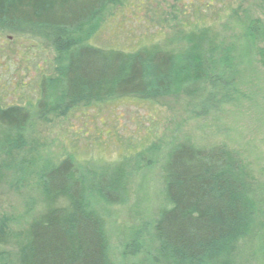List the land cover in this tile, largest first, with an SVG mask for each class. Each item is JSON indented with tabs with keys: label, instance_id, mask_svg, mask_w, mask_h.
<instances>
[{
	"label": "trees",
	"instance_id": "obj_1",
	"mask_svg": "<svg viewBox=\"0 0 264 264\" xmlns=\"http://www.w3.org/2000/svg\"><path fill=\"white\" fill-rule=\"evenodd\" d=\"M118 2L0 0V36L43 42L57 54L55 77L42 76L35 102L4 106L0 98V185L36 191L42 200L27 229L0 230V245L15 247L20 264H127L138 255L148 264H247V254L252 264H263L264 183L226 145L184 141L170 151L163 168L165 206L152 226L145 225L152 228L153 246L138 232L121 247L111 242L107 215L127 201L135 154L119 163L102 161L99 169L88 166L91 157L75 154L31 171L24 159L2 160L25 149L31 124L51 105L75 111L116 99L151 102L188 93L197 83L203 110L228 99L236 50L220 43L214 27L188 32L181 53L156 42L127 51L84 41L81 33ZM247 40L264 67V25L252 23Z\"/></svg>",
	"mask_w": 264,
	"mask_h": 264
},
{
	"label": "rangeland",
	"instance_id": "obj_2",
	"mask_svg": "<svg viewBox=\"0 0 264 264\" xmlns=\"http://www.w3.org/2000/svg\"><path fill=\"white\" fill-rule=\"evenodd\" d=\"M254 22L264 25V0H119L106 6L81 33L84 41L105 48L134 51L156 42L167 51L181 53L188 32L214 27L220 43L233 44L236 50L234 87L228 99L203 110V86L197 83L188 93L151 102L116 99L81 104L75 111L51 105L43 119L31 124L25 149L2 160L24 159L31 171L75 154L79 159L91 157L88 166L99 169L102 161L119 163L122 156L135 154L127 201L107 215L111 242L121 247L138 232L142 241L150 240L153 246L152 228L145 225L152 226L165 206L163 168L179 143L226 145L264 183V67L247 40ZM56 57L43 42L0 36L1 105L35 102L42 76L55 77ZM41 208L38 192L0 185V230L27 229ZM135 258V263L127 264H148L143 255ZM261 258L259 262L264 261ZM246 262L252 264L249 254ZM0 264H20L18 250L0 245Z\"/></svg>",
	"mask_w": 264,
	"mask_h": 264
}]
</instances>
